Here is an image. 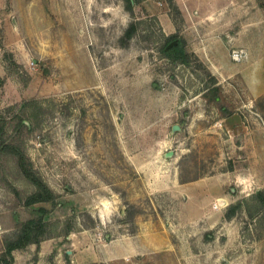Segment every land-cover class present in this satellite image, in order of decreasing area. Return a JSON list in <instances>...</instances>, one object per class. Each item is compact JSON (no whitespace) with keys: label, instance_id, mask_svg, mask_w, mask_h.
<instances>
[{"label":"rangeland","instance_id":"obj_1","mask_svg":"<svg viewBox=\"0 0 264 264\" xmlns=\"http://www.w3.org/2000/svg\"><path fill=\"white\" fill-rule=\"evenodd\" d=\"M0 76V252L46 224L11 264H264V0H0Z\"/></svg>","mask_w":264,"mask_h":264},{"label":"trees","instance_id":"obj_2","mask_svg":"<svg viewBox=\"0 0 264 264\" xmlns=\"http://www.w3.org/2000/svg\"><path fill=\"white\" fill-rule=\"evenodd\" d=\"M131 27H129L125 33L130 35ZM175 38L170 36L165 43L161 46L160 50L166 54L170 60L179 59L182 54L177 51V43L172 44L170 47L167 45ZM3 84V78L0 76V86ZM0 137L2 134V125H0ZM4 134V133H3ZM0 143H3L0 140ZM5 149L15 157V164L23 175V177L32 184L34 187L33 192L27 195L24 199V204L30 206L39 202L51 201L54 199L53 191L48 187L46 182L39 176L30 164L29 159L25 156L19 146L11 143L5 144ZM256 199L264 206V192L260 189L256 190ZM241 202L235 205H231L226 212V217H230L235 213L237 207ZM40 212H46V209L39 207ZM45 222L39 220L29 219L21 224L18 230L9 238H6L3 242V249L0 252V264H11L14 261L13 251L24 248L27 244H39L40 235L44 231Z\"/></svg>","mask_w":264,"mask_h":264},{"label":"crops","instance_id":"obj_3","mask_svg":"<svg viewBox=\"0 0 264 264\" xmlns=\"http://www.w3.org/2000/svg\"><path fill=\"white\" fill-rule=\"evenodd\" d=\"M215 186L216 187H213L212 185H210L206 187H195V188L187 189V191L185 192L186 193L185 202L187 205L186 208L190 210H195V212H199L200 210H204L211 203L217 202L220 198H224L227 201L229 198L221 196L223 192V188L226 186L225 182L218 180ZM256 188L264 191V180L260 182V184L256 185ZM135 250H136V253L138 252V250L140 251L139 248H136ZM107 259L119 260V257L118 255H115V256L112 255L111 258L108 257ZM93 261H96V260H93Z\"/></svg>","mask_w":264,"mask_h":264},{"label":"built area","instance_id":"obj_4","mask_svg":"<svg viewBox=\"0 0 264 264\" xmlns=\"http://www.w3.org/2000/svg\"><path fill=\"white\" fill-rule=\"evenodd\" d=\"M240 53H242V52L237 51V50H234V51H233V55H232V56H233V59H234V60H238V59H239V56H241ZM219 206H222V205H221V202H218V201H217V202L214 203V207H219Z\"/></svg>","mask_w":264,"mask_h":264},{"label":"water","instance_id":"obj_5","mask_svg":"<svg viewBox=\"0 0 264 264\" xmlns=\"http://www.w3.org/2000/svg\"><path fill=\"white\" fill-rule=\"evenodd\" d=\"M172 44H176V41H172L171 43H169L167 45V47H170ZM178 128V125H173V129H177ZM170 154V151L166 153V156H168Z\"/></svg>","mask_w":264,"mask_h":264}]
</instances>
